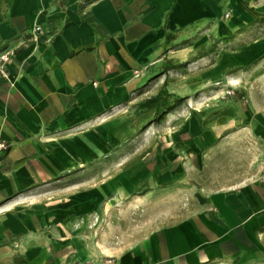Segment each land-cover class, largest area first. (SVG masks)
Masks as SVG:
<instances>
[{
	"label": "crops",
	"instance_id": "crops-1",
	"mask_svg": "<svg viewBox=\"0 0 264 264\" xmlns=\"http://www.w3.org/2000/svg\"><path fill=\"white\" fill-rule=\"evenodd\" d=\"M258 2L0 0V53H14L0 78V141L9 145L0 159V264H101L110 255L88 240L84 222L72 214L61 221L38 192L133 136L147 120L135 115L153 119L170 103L165 92L161 101L143 98L166 62L174 68L179 38L202 24L219 35L237 30L264 14ZM35 26L44 31L37 39ZM230 128L193 122L173 136L182 146L177 164L145 173L156 187L197 177L200 209L116 264H264V170L253 167L264 162V125L252 131L259 147L246 161L208 172L201 157L212 143L240 144L235 134L224 138ZM135 175L125 174L120 192L142 184L143 172Z\"/></svg>",
	"mask_w": 264,
	"mask_h": 264
},
{
	"label": "rangeland",
	"instance_id": "rangeland-1",
	"mask_svg": "<svg viewBox=\"0 0 264 264\" xmlns=\"http://www.w3.org/2000/svg\"><path fill=\"white\" fill-rule=\"evenodd\" d=\"M255 6L264 10V4ZM199 28L175 42L171 50L177 54L174 68L155 73L152 91L143 98L144 102L161 101L165 92L183 101L176 106L170 99L174 110L158 120L151 119L149 112L135 115L137 120H147L133 136L87 163V168L80 164L78 172L64 174L61 182L38 192L43 204H56L48 211L62 214L61 221L72 214L79 223L84 222V233L94 247L110 251L102 263L111 259L116 264L124 252L199 211L202 202L197 177L156 187L145 173L165 172L177 164L182 146L172 142L173 136L188 124L196 122L206 128L227 124L232 128L224 138L235 134L241 141L207 146L201 157H207L208 172L220 171L222 164L230 165L239 158L246 161L248 150L259 147L252 131L264 125V14L224 35L211 25ZM198 163L195 160L197 167ZM255 165L264 170L260 159ZM136 172H143L142 184L120 192L125 174L134 181ZM66 208L71 212L63 213Z\"/></svg>",
	"mask_w": 264,
	"mask_h": 264
},
{
	"label": "built area",
	"instance_id": "built-area-1",
	"mask_svg": "<svg viewBox=\"0 0 264 264\" xmlns=\"http://www.w3.org/2000/svg\"><path fill=\"white\" fill-rule=\"evenodd\" d=\"M33 38L37 39L40 36L44 35V31L40 26H35L32 30ZM14 55L11 51H5L0 53V78L7 79L8 74L6 72V64L11 60V57ZM9 150V145L5 142L0 141V159L1 157ZM262 181H264V174L262 175ZM93 264V263H85ZM101 264H115L113 260L107 259Z\"/></svg>",
	"mask_w": 264,
	"mask_h": 264
},
{
	"label": "trees",
	"instance_id": "trees-1",
	"mask_svg": "<svg viewBox=\"0 0 264 264\" xmlns=\"http://www.w3.org/2000/svg\"><path fill=\"white\" fill-rule=\"evenodd\" d=\"M171 64L170 62H166L164 64V70H163V73L169 71V69H171ZM170 99H173L176 103V106L178 105V103L182 102L183 99L182 98H179L178 96L176 95H173V94H169L167 93L166 94V102ZM174 106H171L169 103H166L164 105H160L156 108L155 112H154V120H158L159 118L169 114L171 111H173L174 109Z\"/></svg>",
	"mask_w": 264,
	"mask_h": 264
}]
</instances>
